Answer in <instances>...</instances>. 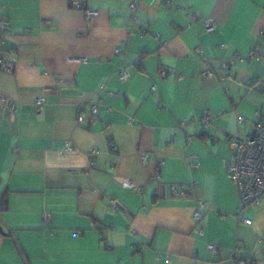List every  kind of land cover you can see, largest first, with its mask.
<instances>
[{
  "label": "crops",
  "instance_id": "0c3cea01",
  "mask_svg": "<svg viewBox=\"0 0 264 264\" xmlns=\"http://www.w3.org/2000/svg\"><path fill=\"white\" fill-rule=\"evenodd\" d=\"M3 20L17 112L0 106V264H232L237 247L264 264V197L240 216L227 171L230 137L264 117V0H0Z\"/></svg>",
  "mask_w": 264,
  "mask_h": 264
},
{
  "label": "built area",
  "instance_id": "2783aa9c",
  "mask_svg": "<svg viewBox=\"0 0 264 264\" xmlns=\"http://www.w3.org/2000/svg\"><path fill=\"white\" fill-rule=\"evenodd\" d=\"M73 6L77 9H82L81 4L78 1L73 2ZM133 9H136V4L132 5ZM88 18H93L96 13L92 11H86ZM206 31L207 33H212L217 29L216 23L212 19L205 20ZM9 23L3 20L0 23V32H3L6 28H8ZM148 31L146 29L143 30L142 34H146ZM264 36V32H262ZM202 52V51H201ZM262 54L258 49L257 45H255L249 56V60H259L261 59ZM205 64L208 65L209 61L207 58L203 59ZM236 62V59L233 60H224L222 62L223 68L228 70L232 64ZM17 65V59L14 56V51L0 49V70L6 72H13ZM166 75V72H163ZM208 75L212 74L211 70L207 71ZM120 76L123 80L129 79L130 75L127 70H122L120 72ZM255 88L259 91L264 92V83L261 85L256 84ZM155 89V88H154ZM114 94V93H112ZM44 99L39 98L37 100L38 108H42L44 106ZM0 106L3 109H8L12 113L16 114L17 112V103L15 101H11L8 97L0 96ZM79 122L85 121V116L81 113L83 111V106L79 108ZM98 104H93L90 110L91 120H94L98 115ZM211 114L209 112H205L202 117V123L204 127H207L211 123ZM238 120L240 123H244L246 121L244 116H239ZM192 122L184 121L182 125H189ZM230 143L233 149V158L227 163V171L230 179L238 186L240 193V207L238 209V213L242 216L243 210L249 206H257L262 198L264 197V117L260 118L256 121L252 131L246 135H232L230 137ZM144 162H148L149 158L147 155L143 156ZM190 166L194 168L199 167V163L195 160V157H192L190 161ZM161 180L160 175H156L154 181L159 183ZM123 185L129 187L135 192L144 193V186H139L133 183L130 180H124ZM171 189L176 194H184L185 193V185L184 184H171ZM205 203H202L200 208L194 211V220L198 225H200L199 233L203 234V226L202 221L204 219V212L202 208L205 207ZM110 207L115 211L122 210V206L118 199L113 198L110 203ZM49 215H44V219L46 222H49ZM246 223L251 224L252 221L246 219L244 217H240ZM209 251L213 254H217L219 252L218 245L209 244ZM242 250L241 247H237L231 251L232 264H258L253 259H246L238 256V253Z\"/></svg>",
  "mask_w": 264,
  "mask_h": 264
},
{
  "label": "trees",
  "instance_id": "16d2710c",
  "mask_svg": "<svg viewBox=\"0 0 264 264\" xmlns=\"http://www.w3.org/2000/svg\"><path fill=\"white\" fill-rule=\"evenodd\" d=\"M7 210V203H6V197H2L0 199V221H1V214Z\"/></svg>",
  "mask_w": 264,
  "mask_h": 264
},
{
  "label": "water",
  "instance_id": "95a60500",
  "mask_svg": "<svg viewBox=\"0 0 264 264\" xmlns=\"http://www.w3.org/2000/svg\"><path fill=\"white\" fill-rule=\"evenodd\" d=\"M0 231H3V226L0 224Z\"/></svg>",
  "mask_w": 264,
  "mask_h": 264
}]
</instances>
